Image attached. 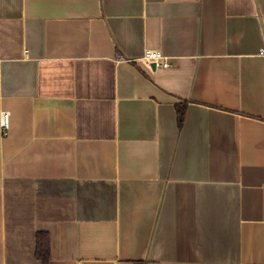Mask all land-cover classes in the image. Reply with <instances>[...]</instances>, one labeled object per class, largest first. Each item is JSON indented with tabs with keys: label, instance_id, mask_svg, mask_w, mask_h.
Instances as JSON below:
<instances>
[{
	"label": "crops",
	"instance_id": "1",
	"mask_svg": "<svg viewBox=\"0 0 264 264\" xmlns=\"http://www.w3.org/2000/svg\"><path fill=\"white\" fill-rule=\"evenodd\" d=\"M263 48L264 0H0V264H264Z\"/></svg>",
	"mask_w": 264,
	"mask_h": 264
},
{
	"label": "trees",
	"instance_id": "2",
	"mask_svg": "<svg viewBox=\"0 0 264 264\" xmlns=\"http://www.w3.org/2000/svg\"><path fill=\"white\" fill-rule=\"evenodd\" d=\"M184 116V107L181 108L177 106V119L179 126L183 124ZM35 257L38 261L41 262V264L50 263V239L47 233H37Z\"/></svg>",
	"mask_w": 264,
	"mask_h": 264
},
{
	"label": "built area",
	"instance_id": "3",
	"mask_svg": "<svg viewBox=\"0 0 264 264\" xmlns=\"http://www.w3.org/2000/svg\"><path fill=\"white\" fill-rule=\"evenodd\" d=\"M261 54H264V48L261 50ZM143 59L146 60L148 63H152L154 62L155 63V66L157 65H161L163 68H168L170 66L167 58L163 57L161 55L160 52H157V51H147L145 52L144 56H143ZM162 60L161 63H159V61ZM5 115H3V118H2V124H1V127L2 129H6V123H5Z\"/></svg>",
	"mask_w": 264,
	"mask_h": 264
},
{
	"label": "water",
	"instance_id": "4",
	"mask_svg": "<svg viewBox=\"0 0 264 264\" xmlns=\"http://www.w3.org/2000/svg\"><path fill=\"white\" fill-rule=\"evenodd\" d=\"M151 68H152V69L155 68V63H154V62L151 63Z\"/></svg>",
	"mask_w": 264,
	"mask_h": 264
}]
</instances>
